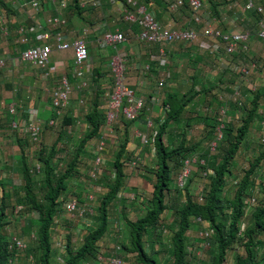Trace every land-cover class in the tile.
<instances>
[{"label": "rangeland", "instance_id": "1", "mask_svg": "<svg viewBox=\"0 0 264 264\" xmlns=\"http://www.w3.org/2000/svg\"><path fill=\"white\" fill-rule=\"evenodd\" d=\"M67 1L71 3L72 0ZM211 1L205 0L204 8L200 14L202 24L194 22V15L188 7L179 10L176 14H171L169 5L173 3V0H161L163 4L160 6L162 7L161 13L155 11L160 21H162L163 17L166 19L172 18V15L175 16L179 27L182 28H194L199 31L203 28L204 22L210 19L213 26L219 27L224 32L232 33L235 30H239L252 33L250 40L251 53L246 56L235 55L232 59L234 67L225 71L224 76V71L222 72L223 67L220 65L218 57L207 55L205 51L198 48V45L174 44L175 47L172 49L175 52L178 50L195 54V57L192 58L195 61L190 62V67L187 68L188 71L184 70L188 66L187 64L180 69L181 72L186 74L188 82L182 83L178 87L179 93L188 92L192 83L195 82V89L193 90L200 92V94L188 105L181 119L172 125L173 127L170 133L167 134L165 141L167 143L174 142L175 145H178L183 135H187L190 140L189 144L195 146L196 151L190 160L193 159L196 162L190 165L191 174L187 182L190 185L193 199L198 202L203 201V197L207 192L205 188H207L210 180L209 177L203 175L200 162L204 161L207 165L206 159H213L214 155L212 154L215 151L211 150V143L216 138L221 140L218 135L219 128H221V132L224 131V121H227L224 133L229 131L233 126H239L241 124L240 116L245 110H251L256 94L261 92V90L264 93V44L259 41L256 35L262 17L255 13H247L243 20L236 21L233 18V14L236 9L243 7L244 0H213V3ZM4 2L13 9L14 13L9 25V37L6 38L0 33V53L6 58L7 63L12 68V75L8 78L9 80L3 78L4 80L0 81V208L2 200L6 199L3 203H6L10 224L6 225L4 232L11 246L15 239L23 240L28 246L25 252L16 253L12 264H30V261H37L38 256L34 243L35 239L32 236H36L37 234L39 215L35 211L29 210V208L24 209V206L19 204V199L17 200L16 198V193H19L22 197L26 196L23 164L27 162V167L30 169L34 193L38 197H42L43 187L45 186V166L43 161L39 160L40 150L45 149L49 154L53 150L55 152V150L61 148L59 154L54 155L52 158L54 176L56 179L61 177L67 171L72 161V152L76 148L77 141L81 140L89 130L86 114L83 112L86 108L87 112L92 109L96 87L99 88V92L106 91L107 95H103L102 100H107L115 85V75L111 72L109 64V71L106 74L100 72V75H98L97 71H94L95 75H98V81L95 80L96 78L94 79L93 75L87 76L83 80L72 77L73 93L68 107L61 115H57L56 109L51 103V94L53 88L58 83L59 77L43 79L39 72L40 69L28 63H20L19 56L23 50V46L15 44L14 41L18 37L17 30L19 27L25 26L30 29L29 33L31 34L28 38V44L30 46L34 45L36 43V31H31L36 27L35 21L40 22L43 30L47 29L46 22L50 17L59 13V5L49 4L46 0H42L43 5L40 12L36 13L31 9L27 0H4ZM82 3L85 9L81 17L77 16L74 11H69V9L63 11V16L69 24L66 29L70 34L75 33V35H78L79 33H83L84 29H88L87 35L90 39L98 41L99 37H101V34L98 32L99 30L103 31V33L106 31H121L125 33L126 29H123V24L125 23L124 7L118 4V2L114 0H82ZM259 3L264 4V0H259ZM0 10H3V8ZM106 10H111L110 16L106 15ZM223 19L226 20L222 22ZM124 25L128 27L126 24ZM133 29H136V27ZM90 30H95V32L89 33ZM127 37L129 41L130 34ZM10 38L13 41L12 45H10ZM88 38L86 37L87 41L89 40ZM253 40L254 42L251 44ZM100 49L107 55L105 60H109V62L112 61V57L117 52L122 54L125 51L120 47L113 49L108 46ZM251 61L258 63L260 69L249 78L250 80L245 81L241 78L239 67L247 65ZM187 72L189 74L194 73V75L190 76ZM70 73L72 74V72ZM70 73L67 71L68 75H66L69 76ZM221 76H223L224 81H222L223 78ZM250 85L256 86L257 91L253 92L249 89ZM101 86H106V88L101 90ZM236 89L241 92L242 106H238L234 102V90ZM136 92L139 96L145 98L142 92ZM155 97H159V102H155V105L151 101L147 102L143 115L144 118L142 117L137 122L129 125H126V122L120 119L112 126V134L110 130L105 131V127L103 128L104 130L102 129L101 134L107 133L109 135L107 144L108 153L105 155L107 174L105 173V176L97 181L89 179V173L93 169L95 160L94 142L96 139L91 140L87 144L86 150L80 156L75 175L69 177L67 180L69 185L66 194L61 198L62 202H60L61 206L59 208L60 223L58 222L56 226L58 230L53 233V264H64L66 260V249L63 250V247H57L56 239L61 237V239L68 242V238L71 235L73 238V250L76 252L83 246L84 237L96 224L98 200L108 192L107 183L115 180L116 172L114 164L116 155L124 143H128L124 158L127 160H137L140 164L137 166V169L126 165V177L122 191L119 198L110 207L109 232L105 239L97 246V253L101 254L103 252L102 254L106 258L117 255L122 256L126 264H136L135 254L127 252L123 248V245H130L131 243L130 228L128 227L127 220L136 221L143 218L151 207L152 195L150 191H146V193L143 191V176H151V173L156 169L154 148L143 146L140 139L136 137V132L140 131L143 134L151 135L158 128L159 124L163 122V119L160 117L163 118L165 115L164 102L167 96L164 94L163 96L155 95ZM37 101L41 103L40 106L37 105L38 116L46 124L40 145L31 143L26 132L27 111L30 107L35 106L34 103ZM81 101L84 103L82 104ZM9 105H15V114L8 113L7 109ZM149 106L151 107L150 111L148 110ZM260 108L261 116L256 115L250 132L244 143L240 146L230 173L226 177L223 186L224 209L222 208L223 210L218 211L220 219L226 220L227 216L231 215V209L227 207V202L234 199L246 171L251 168V163L256 162L264 151V94ZM224 110L227 112L222 116L223 121H220L219 119ZM80 113H83V115H80ZM153 113H155L154 116ZM7 114L10 116H7ZM72 115H77V117L74 118ZM51 118H56V125L54 127H48L47 125ZM146 118L154 121L155 128L147 127ZM68 119H70V122L66 123ZM16 121L19 125L17 129H14L13 122ZM59 136L62 137L60 138ZM10 140L17 144L10 145ZM217 157L219 158L220 155ZM38 166L40 167V171L37 170ZM208 172H211L212 175L214 174L210 168ZM180 175L179 173L174 174L171 191L167 199L168 210L163 216L162 226L157 230H150L144 239L147 251L160 264H173L174 261L172 238L175 230V215L173 214V207L179 205L181 200L184 203L182 190L178 189ZM90 195L95 198L93 214L88 213L82 217L78 215L73 217L66 212L63 206L66 201L76 198L79 204L83 206L85 203H89ZM245 198V221L242 224L240 232L241 239L243 240L233 246L225 264H236L239 256H247V251L244 247L246 241L244 232L251 222L250 215L253 209L259 202L264 201V159H260L257 165L256 173L252 177ZM228 223L229 221H227ZM206 226L209 227L208 224ZM203 227L205 226L193 223L187 234V259L189 264H209L208 256L205 253L207 248L204 247L203 239L200 236ZM165 230H167L166 233ZM256 239L259 240V243H257L255 250L259 252V259L262 260L264 258V231L259 232L256 235ZM118 246H120V250L117 249Z\"/></svg>", "mask_w": 264, "mask_h": 264}, {"label": "trees", "instance_id": "2", "mask_svg": "<svg viewBox=\"0 0 264 264\" xmlns=\"http://www.w3.org/2000/svg\"><path fill=\"white\" fill-rule=\"evenodd\" d=\"M27 1L30 2V0ZM39 1L40 6H42V0ZM114 1L120 2L126 6V8L131 9L130 6L127 5V0ZM184 1V7L179 9L188 7V1ZM46 2L49 3L48 0H46ZM157 2V0H140L139 4L148 6L149 9H151ZM211 3H213V0ZM1 8L9 12L10 16H12L14 13L13 9L6 5L4 0H0V9ZM67 9H69V11H74L77 16L81 17L85 6H83L82 0H72L71 3H69ZM125 24L129 26L132 31L137 33L140 32L137 24H130L126 22ZM134 27H136V29H133ZM61 31L65 33L64 27L61 29ZM97 73L100 75V72ZM98 75H95L94 73L95 78H98ZM95 80L98 81L97 79ZM103 93L104 92H96L94 101L92 103V109L86 114L89 130L81 140L77 141L75 146L76 148L72 152V161L67 171L61 177L58 179L55 178L52 164V158L54 155L59 154L61 148H59V150H55V152L53 150L49 154L45 149L40 150L41 152L39 153V160L43 161L45 166V186L43 187L42 197H38L37 194L34 193V184L31 179L32 177L30 174V169L27 167V162H24L23 164V176L25 180L24 190L26 196L22 197L19 193H16V198L17 200L19 199V204L23 205L24 209L29 208V210L35 211L39 215L37 234L36 236H32L35 239L34 243L36 245V251L38 255L35 264H53V233L57 231L56 226L60 220V202H62L61 198L66 194V190L69 185L67 180L69 177L75 175L80 156H82V153L86 150L87 144L91 140L97 139L101 135L102 129L107 124L106 109L103 106L104 101L102 100L104 95ZM199 94L200 92H196L194 90H192L189 94L184 95L174 93L170 94L167 100L164 102L165 117L162 120L163 122L160 123L158 128L155 130L156 137L154 143V163L156 162V169L151 173V176H143V180L145 181L146 185L145 188H143V191L145 193L146 191H150L152 195L151 207L148 209L146 216L143 218H140L136 221L127 220L128 227L130 228L131 243L130 245L124 244L123 248L129 253L135 254L136 264H160L158 260L147 251L146 242L144 239L150 230H157L162 226L163 216L168 210L167 199L168 194H170L171 191L174 174L182 173L185 162L190 160L196 151L195 146L189 144L190 140L187 135H183V138L178 145H175L174 142L167 143L165 138L167 137V134L170 133L173 127L172 125L181 119L188 105ZM263 94L264 93L262 90L256 94V98L252 102L251 110H245V112L240 116L241 124L239 126H233L229 131L224 133L227 126V121H224V131H222L221 140L216 138L211 143V145L214 142L217 143L215 153L212 154L214 155L213 159H206V167L200 164L203 175L205 172H208L209 168L214 172L213 175L209 174V176H205L209 177L210 180L207 184V188H205L207 192L203 197V201L198 202L193 199L188 182L183 188H178L182 190V195L184 197H182V199L184 200V203H182L181 200L179 205H175L173 207V214L175 215V230L173 232L172 238L174 245L173 264H189L187 259V234L190 231L191 225L193 223L199 225L195 222L199 218H201L209 226L208 229L210 231V235L207 239H203L204 247L207 248L205 253L208 256L209 264H225L228 260L230 250L235 244L243 240L241 239L242 236L240 232L242 224L245 221V197L247 195L252 177L256 173L257 165L260 162V159H264V151L261 153V156H259L256 162L251 163V168L246 171V174L236 191L234 199L227 202V207L231 209V215L227 216L226 220H223L219 218L218 211L224 209L223 204L225 200L223 195V186L228 173H230L235 157L239 152L240 146L247 138L256 115L261 116L260 105ZM237 105L242 106L243 103L242 105L237 103ZM69 122L70 119L66 121V123ZM133 123L135 122H126V125ZM43 136L44 132L42 134V138ZM59 137L61 138L62 136ZM127 144L128 143H124L116 155L114 164L116 172L115 180L113 182L107 183L106 187L108 192L98 200L95 221L96 224L84 237L83 246L76 252L73 250V238L70 235L67 242L65 254L66 260L64 264H82L83 262H88L91 264L95 263L98 255L97 246L105 239L107 233L109 232L110 207L119 198L124 185L127 161L134 160H127L124 158L127 150ZM219 155L220 157L218 158L217 156ZM4 201H6V199L2 200L0 208V264H12L16 253L18 254L21 251L12 249L10 241L6 238L4 230L6 225H9L10 222L7 206L6 203H3ZM64 205L65 203L63 206ZM223 214L225 215V213ZM227 221H229L228 224ZM250 221V224L244 232L246 238L244 247L246 248L247 256H239L237 258L236 264H264V258L262 260L259 259V252L255 250L257 243H259V240L256 239V235L259 232L264 231V201L259 202V204L253 209L250 215ZM165 231L167 232V230ZM25 251L26 250L22 252Z\"/></svg>", "mask_w": 264, "mask_h": 264}, {"label": "built area", "instance_id": "3", "mask_svg": "<svg viewBox=\"0 0 264 264\" xmlns=\"http://www.w3.org/2000/svg\"><path fill=\"white\" fill-rule=\"evenodd\" d=\"M139 1L140 0H127V5L130 6L131 9L126 8V6L120 2H118V4L124 7V21L130 24L135 23L140 28V32L138 33L139 40L147 45L159 46V62L162 65L165 64L167 47L173 44L198 45L203 51L208 52L214 57H218L220 65L226 70L234 67L233 61L229 58L230 56L249 53V43L252 38V33L249 31H236L232 33L224 32L219 27L213 26L212 20L210 19L207 20V22H204L203 28L199 31L194 28H178L175 21L174 25H163L157 20L152 10L149 9L148 6L140 5ZM244 1L245 3L243 7L235 10L233 18L236 21L243 20L247 13H255L261 16L262 19L260 20L256 35L264 44V4L259 3V0ZM48 2L51 4H58L59 13L47 20V29L43 30L41 24L38 23L31 31H39L41 34L40 36H37V39H42L45 42L40 46L31 45L22 51L20 54V61L22 63H31L38 69L45 71L46 76H49L51 74L49 68L54 47L61 52H66L72 49L74 52L75 77L80 79L84 78L87 74L93 72V64L90 59L88 43L86 40L87 32L84 31L81 37L71 42L68 39V35L61 31V29L67 25V21L63 16V11L68 8L69 2L67 0H48ZM204 4L205 0H188V7L194 15V22L196 24L203 23L200 14L204 8ZM184 5V0H176L174 4L169 6V10L174 13L179 8L184 7ZM29 6L34 12H40L41 6L39 0H30ZM213 21L215 22L214 19ZM10 24V13L6 10L0 11V33L5 37H8L10 34ZM25 30L26 28L24 27L18 29L17 33L20 37L18 38L17 43L21 44L27 42V38H25ZM52 39H54V43H49ZM127 41L128 37L124 32H105L101 37L99 44L118 49ZM5 67V60L0 58V69H4ZM110 69L113 75H115V85L108 99L104 101L103 106L106 109L107 117L105 131L110 130V133L112 134V126L120 119H123L125 122H136L142 118L146 110V100L142 96H139L136 90L130 88L126 84L127 66L126 60L121 53L117 52L112 57ZM259 69L260 65L251 61L249 64L239 67V73L241 78L248 81L250 80L249 78ZM146 70H149V68ZM164 85L165 81H160L159 87L162 88ZM253 85L250 86V89L255 92L257 91V88ZM234 91V102L242 105L241 92L238 89ZM72 92L73 88L71 83L66 77H63L59 86L54 90L53 99L54 106L59 115H61L63 110L68 107ZM81 103L83 104V101H81ZM7 110L10 114L16 113L15 105H9ZM225 113V110L222 111L221 118ZM221 118L219 120L223 121V118ZM145 121L147 127H154V122L152 120L146 119ZM18 125L17 121L13 122L14 129H17ZM55 125L56 121L50 120L49 126L54 127ZM26 132L29 139L35 145H40L42 143L44 122L39 118L37 111H31L29 113ZM218 135L220 136L219 138H222L221 128L218 130ZM108 136L107 133H103L94 142L95 160L93 169L89 173V179L91 181H96L105 176V155L108 153ZM136 137L140 139L143 146L154 148L156 137L155 132H152L151 135H147L137 131ZM211 146V150L215 151L217 143L214 142ZM195 162L196 161L193 159L185 162L183 171L178 179V188H183L185 186L191 174L190 165ZM139 164L140 163L137 160L129 161V163H127V165L133 169H137ZM200 164L204 166L205 162L201 161ZM37 170L40 171L39 166ZM209 174H211V172H205L204 176H209ZM94 204L95 198L90 195L88 204L85 203V205L82 206L76 198H71L65 202L64 207L69 215L73 217L76 215L82 217L88 213L93 214ZM195 222L199 225L205 226L203 227L200 236L202 239H207L210 235L209 227L206 226L207 223L201 218L197 219ZM55 242L57 247H63V250L67 248V240L64 241L63 239L58 238ZM11 248L22 252L27 249V244L23 240L15 239ZM117 249L120 250V246H118ZM102 253L103 252H101V254L98 253L94 264H126L124 257L122 256L117 255L106 258ZM30 264H35V262L30 261ZM84 264L91 263L85 262Z\"/></svg>", "mask_w": 264, "mask_h": 264}, {"label": "crops", "instance_id": "4", "mask_svg": "<svg viewBox=\"0 0 264 264\" xmlns=\"http://www.w3.org/2000/svg\"><path fill=\"white\" fill-rule=\"evenodd\" d=\"M157 1L158 2L154 5V7L151 8V10L155 14V16H156L155 11L157 13H161L162 7H160V6L163 5L162 2H161V0H157ZM175 2H176V0H173V3L172 4H174ZM179 10H182V9H178L174 13L170 11V13L171 14H176V13H178ZM111 13H112L111 10H106V15L107 16H110ZM12 17H13V15L11 16V18ZM157 19H158V17H157ZM166 19H164V17H163L162 18V21L163 22L160 21V19L158 21H160V23L163 24V25H167V24L174 25V21H175L177 27L178 28H182V27H179L178 22L175 19V16L172 15V18H166ZM35 20H36V18H35ZM225 20L226 19H223L222 22H224ZM38 23L40 24V22L35 21V24L36 25ZM124 24H123V29H126L125 30V33L127 34V36H128V34H130L129 41H127L125 44H123L122 46H120V48H122L123 50H125L121 55L126 60V66H127V73H126L127 85L129 87L131 86L130 88H132V89H134L136 91L142 92V94L145 95V98L144 97L143 98L146 99V105H147V102L148 101H151L154 105H155V102H159V99H158L159 97L157 98V97H155V95H158V96L162 95L163 96L165 94L167 96L166 97V100H167V98H168V96L170 94L178 93L179 95H184V94L190 93L191 90L195 89V86H194V83L195 82H193L188 92H185V93L181 94V93H179V90H178V87H180V85L182 83L188 82V80L186 78L187 77L186 74L183 73V72H181L180 69H181V67L182 68L185 67V65L187 64L188 66L184 69L186 71L187 68L190 67V62L191 61H193V62L195 61V60H192V58L195 57V54H191V53H188V52H181V51H178V50L175 52L174 50H172L175 47L174 44H173V45H170V46L167 47V52H166V57H165V64L162 65L159 62V46H157V45H147V44H144L143 42H141L139 40L138 33L132 31V29L129 26L126 27ZM68 25L69 24L67 22V25L64 27V31L68 35V39L71 42L74 41V40H76V39H78L79 37L82 36V33H79L78 35H75V33L70 34L67 31V29H66L68 27ZM20 27L26 28V30H25V38H27V42L21 43V44L17 43V40L20 37V35L17 33L18 37L14 41V43L17 44V45H19V46H23V48H22L23 50L22 51H24L26 48H28L30 46L28 44V41H29L28 38L30 37L31 34L29 33V30L30 29H28L27 27H25V26H20ZM87 30L88 29H84L85 32H87ZM137 30H138V28H137ZM93 31L95 32V30H93ZM93 31L90 30L89 33L90 32L93 33ZM236 31H239V30H235L233 32H236ZM98 32H99V34H101V37H102V34H104L103 31H100L99 30ZM40 34L41 33L39 31L36 32V35H35V41H36V43L34 45H39L40 46V45H42L45 42L42 39H37L38 38L37 36H40ZM8 37H6V38H8ZM88 37L89 36L87 35V38ZM101 37H99V40L98 41L93 40V39H90V37L88 38L89 40L87 41V43H88V46L90 48V59H91V62L93 64V66H92L93 67V72L90 73V74H87V76H91V75L94 76V71L102 72V73H105V74L107 73V71H109V64L111 62H109V60L108 61L105 60L106 57H107V55L104 54L101 51V49H100V48H103L104 47L103 45L99 44V41H100ZM10 40H11V44L10 43H6V44L12 45L13 44L12 38H10ZM253 42H254V40L251 42V44ZM49 43H54V39H52L51 41H49ZM200 50H202V49H200ZM206 53H207V55L209 54L208 52H206ZM250 53L251 52H250V43H249V53L248 54H245V53L242 54L241 53L240 55H245L246 56V55H249ZM0 58L3 59V60H5V62H6V67L4 69H0V81H1V80H4V79L6 80V79L10 78V76L12 75V68L9 65V63H7L8 61L6 60V58L1 55V53H0ZM229 58L231 60L233 59V57H229ZM19 61H20V56H19ZM186 61H187V63H186ZM20 63H22V62L20 61ZM181 63H183V64H181ZM22 64H24V63H22ZM28 64H31V63H28ZM32 66L35 67L34 65H32ZM147 68H149V70H146ZM49 69L51 71V74L49 76H46V72L43 71V70H39V72L41 73V76H42L43 79H49V78H53V77H59L58 83L53 88L52 94H51V103H52V106L56 109V107L54 106V103H53L54 90L59 86V83H60V81H62V78L63 77H66L69 80L70 83L72 81L71 80L72 77L73 78H77V77H75L74 52H73V50L71 49V50H68L66 52H61V51H58L54 47L53 53L51 55L50 68ZM222 69H223L222 72L224 71L223 72V76H224L225 75V71H227V70H224V68H222ZM67 71L69 73L72 72V74L70 73L69 76H67L68 75L67 74ZM255 73H257V72H255ZM189 75L190 76H193L194 73L193 74H189ZM87 76H85L84 78H81V79L80 78H77V79L83 80ZM223 76H221V77L223 78ZM162 80L165 81V85L162 88H160L159 87V83ZM222 81H224V78H223ZM71 85H72V83H71ZM250 86H249V89H250ZM104 88H106V86H104V87L101 86L100 87L101 90H103ZM40 90H42V89H40ZM40 90H39V92H40ZM39 92L37 93V96H38ZM95 92H97V93L99 92V88L98 87H96V91ZM102 92H104V95L106 94V91L103 90ZM37 98H39V97H37ZM70 98H71V96H70ZM40 104L41 103H39L38 101L36 103H34L35 106L30 107L29 110L27 111L28 116H29V113L31 111H37V113L39 115V112H38L37 108H38V106H40ZM157 105H159V104H157ZM150 108L151 107L149 106L148 107V110L149 111H150ZM87 111L88 110L86 108L83 113L84 114H87L88 113ZM164 112H165V110H164ZM74 113H76V112H74ZM83 113H80V115L81 114L83 115ZM56 114L59 115L57 113V110H56ZM154 115H155V113H153V116ZM7 116H10V115L7 114ZM73 117L76 118L77 115H75ZM164 117L165 116H163V118L162 117H160V118L161 119H164ZM55 119L56 118H51L50 120H55ZM50 120L48 121V125H49ZM45 125L46 124H44V130H45ZM14 138L17 139L16 136H14ZM10 141H11L10 142V145H16L17 144L16 142H13L12 140H10ZM31 143H33V142L31 141ZM143 182H144L143 188H145V186H146L145 185V181L143 180Z\"/></svg>", "mask_w": 264, "mask_h": 264}, {"label": "bare ground", "instance_id": "5", "mask_svg": "<svg viewBox=\"0 0 264 264\" xmlns=\"http://www.w3.org/2000/svg\"><path fill=\"white\" fill-rule=\"evenodd\" d=\"M235 2V1H234ZM168 73V72H167ZM260 76V75H259Z\"/></svg>", "mask_w": 264, "mask_h": 264}]
</instances>
